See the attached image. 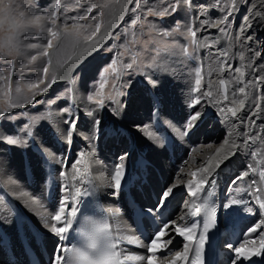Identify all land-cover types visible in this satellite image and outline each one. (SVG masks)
<instances>
[{
	"label": "bare ground",
	"instance_id": "bare-ground-1",
	"mask_svg": "<svg viewBox=\"0 0 264 264\" xmlns=\"http://www.w3.org/2000/svg\"><path fill=\"white\" fill-rule=\"evenodd\" d=\"M188 1L191 27L196 33L192 55L182 56L169 47L158 70L152 68V73L146 75L150 85L142 82L128 96L109 104L114 119L105 115L102 105L89 101L88 97L100 65L96 54H100L101 47L114 35L123 9L110 11L99 30L87 37L76 35L77 28L68 24L71 19H56L53 27L58 35L52 38L51 48L44 47L48 63L40 66V70L42 73L45 67L48 69L47 81L56 77L45 93L46 99L55 97L64 86L70 98L52 99L53 103L45 106L47 117L40 120L39 128L33 125L28 131L34 137L27 132L22 134L20 126L15 129L11 122L0 123V264H27L22 244L25 241L33 245L36 236L43 240L50 255L62 249L65 240L53 234L51 226L61 227L64 223H57L51 217L66 200L65 217L73 222L69 212L76 205V189H85L87 175L94 180L109 211L122 264H147V257L153 256L133 231L124 201L128 192L144 209L155 211L169 205L172 215L170 229L166 231L173 242H179L177 251L181 252L189 242L175 233V227H190L195 222L198 227L190 247L194 242L197 247L200 236L206 237L211 227L215 225L216 234L221 237L225 228L235 222L229 225L228 219L238 216L241 241L236 247L243 244L248 249L245 252L248 258L243 263L260 257L259 264H264L260 245L264 238V209L259 207L263 200L257 178L258 173L264 172V48H260L264 44V0H224L226 3L220 0V4L214 0ZM177 18L184 20L180 13L170 22ZM40 23L48 36L42 18ZM87 64L89 69L83 75L81 70ZM221 80L225 81L224 95ZM20 83L19 92L15 90L19 85L14 83V101L15 107L24 110L31 104L30 98L37 102L44 94H35L29 87L35 83L28 78ZM27 94L29 97L22 101L21 96ZM229 109L236 110V115ZM1 110L5 108L0 109V114ZM12 113L10 110L6 115ZM197 113L194 126L188 129L190 116ZM72 122L75 130L71 129ZM184 131L188 134L181 135ZM16 135L21 142L19 146L7 142ZM117 166H122L123 172L119 190L114 188L112 179ZM152 170L161 176V183L153 180ZM215 176L209 199L215 214L204 221L205 186ZM189 181L193 182L191 186ZM148 184L149 190L158 192L157 203L151 202L149 207ZM173 184L177 186L161 206L158 203L161 193ZM190 187L195 196L189 194ZM197 208L201 210L198 212ZM205 223L210 225L207 231ZM254 227L257 230L250 232ZM65 236L75 237L73 223ZM122 236L138 239L141 244H128L120 239ZM168 238L162 236L161 243H166ZM236 247L221 245L218 251L221 264H240ZM252 251L259 254L253 255ZM190 252L187 260H177L176 264H187ZM125 255L144 256L145 260H124ZM167 258L171 260L172 254Z\"/></svg>",
	"mask_w": 264,
	"mask_h": 264
},
{
	"label": "rangeland",
	"instance_id": "rangeland-1",
	"mask_svg": "<svg viewBox=\"0 0 264 264\" xmlns=\"http://www.w3.org/2000/svg\"><path fill=\"white\" fill-rule=\"evenodd\" d=\"M59 2L61 7L57 11L58 17L56 16L55 19L58 21L62 17H67L71 19L70 23H68L71 26L78 23L82 27L75 30L76 35H84L86 37L97 32V25H99V28L103 25L104 21L108 19L107 15L110 11H113L114 8L123 9L121 10V18L116 25L115 33L113 32L114 35L105 42L104 46L101 47L102 49L100 48L101 51L98 52L100 54H96V59L100 61V65L96 71L97 78L93 81L92 88L89 87V92L94 97L91 100L99 103L100 106L102 105L105 108V115L109 118L111 117V119L114 118H112L109 104L113 103L117 98L121 99L124 96H128L133 91V88L135 89V86L140 87L142 82L150 85V80L146 75L152 73V68L158 70L161 58L165 53H168L169 47H173L182 56H191L195 47V43L193 42L195 38L187 34V29L189 27L192 28L189 18L188 0H185L183 3L182 0H59ZM214 2L220 4V0H214ZM55 4L56 0H0V46H2L0 49L11 53L10 55L0 54V77H3L0 78V88L3 90L0 93V107L5 108V110H1L0 123L4 125L5 122H11L12 127L15 129L20 126L18 128L22 130V134L27 132L30 137L34 136L28 131L32 130L33 125H35V128H39L40 122L47 117L44 115L47 110L45 106L51 105L53 103L52 99L63 101L70 98V93H68L66 86H64L65 88L61 87L57 95L52 97V99L50 97L45 98V93L50 88L47 91H43L52 82V78L47 81L49 76L42 75L43 72L41 73L40 66L48 63L46 56L41 55V53L47 50L44 47L47 46V41L52 40L53 37L48 31V36L45 35L46 31L44 32V29H42L43 26H41L40 20H35V17L43 16L41 18L45 21L46 28H51L52 31L56 32L49 18L52 11H56ZM165 7H169L170 9L174 7L175 11L170 10L164 16L154 14L163 11ZM180 13L183 14L184 20L182 21V19L177 18L171 23L170 19L177 17ZM32 14L35 16H32ZM80 17H87V19H80ZM180 23H182L183 27ZM174 29H179V31L174 32ZM164 32H172L173 34L165 36L163 35ZM29 35L34 38L25 39V36ZM9 41L13 45L11 48L3 46ZM29 43H36L38 47L36 49H28L27 44ZM260 48H264V44ZM32 55H36L37 60L29 63ZM21 64H28L32 70H20ZM128 64L132 65V69L124 66ZM87 66H90V64H87L81 70L82 74L85 73L84 70L89 69L86 68ZM113 69L116 70L115 73ZM105 70L107 84L101 89L100 74ZM20 75L21 77H18ZM117 76L119 79H117ZM27 78L34 82L35 85H39L38 88L31 87V89L35 90V94L41 92L42 95L44 94L43 97L39 98L37 102L33 98H30L29 103L31 104L24 110L18 107H9V104H16L14 101L16 99V96H14L15 91H13L14 83L16 82L19 85L18 88L21 90L20 82L22 79L26 80ZM40 80H43V83H39ZM29 95L19 96H21L22 101H26L25 99ZM101 100L103 101L102 104ZM154 105H156L157 109V104L154 103ZM7 107L10 109L7 110ZM10 110L13 112L12 116L6 115L5 112H10ZM26 113H31V116H27ZM11 138L19 141L13 144L14 146L21 144L18 135ZM18 150L20 149L17 148ZM7 155L10 157L9 154ZM35 158L38 160L36 155ZM152 174L153 180L159 182L157 177L158 172L152 170ZM146 187L148 192L151 187L150 185ZM157 193L155 194L156 196ZM142 196L140 194L141 200H143ZM151 205L150 201L148 207Z\"/></svg>",
	"mask_w": 264,
	"mask_h": 264
},
{
	"label": "snow or ice",
	"instance_id": "snow-or-ice-1",
	"mask_svg": "<svg viewBox=\"0 0 264 264\" xmlns=\"http://www.w3.org/2000/svg\"><path fill=\"white\" fill-rule=\"evenodd\" d=\"M185 2V0H182V3ZM61 5L59 0H56V4H55V9L56 11H52L51 13V17H49L51 19L52 24L54 25L56 23V19L55 17L57 16V11L60 9ZM175 11V8H169V7H165L163 11H159L156 12L154 14L159 15V16H164L166 15L169 11ZM41 19L40 16H36L35 20L39 21ZM80 19H87V17H80ZM135 23V21H134ZM220 23H223V21H220ZM74 28L79 29L80 27H82L81 25L74 24L73 25ZM99 30V25H97V31ZM47 31L51 34V36L53 37V39H55L58 35L57 32L52 31L51 28H48ZM175 31H179V29H174ZM172 32H164L163 35L165 36H169L172 35ZM187 34L195 37L196 33L195 31L192 30V28H188L187 29ZM34 37L32 36H25V39H32ZM88 39H90V37H88ZM11 40V38H10ZM195 43V41H193ZM3 46H7L9 48H11L13 45L10 43V41ZM2 47V46H0ZM38 47V45L36 43H29L27 44V48L28 49H36ZM47 47L51 48L52 47V40H48L47 41ZM18 50V49H17ZM185 51H187V49H185ZM41 55L43 56H47L48 52L47 50H45L43 53H41ZM37 60V56L36 55H32L31 56V60L29 61V63L35 62ZM13 66H14V62H13ZM20 67L24 70H28L31 71L32 69L29 67L28 64H21ZM125 67L127 68H131L132 65L128 64L125 65ZM115 69H113V72L115 73ZM236 71H240L239 69H236ZM43 72L45 75H47L48 73V69L45 67L43 69ZM241 75H243V73H241ZM196 84L199 85L200 84V72L197 71L196 72ZM3 78V77H0ZM117 79H119V77L117 76ZM100 88L103 89L106 84H107V79H106V70L104 72H101L100 74ZM56 82V77L53 76L52 77V82L50 84L47 85V87H45L43 89V91H47L48 88H50L52 86V84H54ZM39 83H43V80H40ZM220 84L223 86L225 84V81L221 80ZM29 87H39L38 84L36 85H29ZM17 92L20 91L19 88L16 89ZM241 92L244 91L243 88L240 89ZM208 95H211V93H208ZM89 100L94 99L93 96H89L88 97ZM225 99H227V96H225ZM103 103V101L101 100V104ZM242 103V102H241ZM16 105H9V107H15ZM229 111L232 112V115L235 116L236 115V110L233 109H229ZM198 117V113L195 115H191L188 122H187V127L188 129H191L194 124L195 121L197 120ZM75 122H72L71 124V129L75 130ZM187 131H184L181 133V135H187ZM69 137L71 136V131L68 133ZM7 142L9 144H15L18 143L19 141L13 138H8ZM227 143V141L225 142ZM218 152L220 151L219 149L217 150ZM123 159V158H121ZM79 163V161H78ZM217 167H219V164L216 165ZM77 172H79V169H76ZM123 172H122V166H117L115 168V174L112 177L113 181H114V188L116 190H119L121 187V178H122ZM192 175H195V173H193ZM209 175H211V173H209ZM261 178H264V172L260 173ZM193 182L189 181V186H191ZM176 184H173L172 186H169L166 190H164L161 193V199L158 202L161 206L164 204V202L167 200V198L170 196V194H172L173 189L176 187ZM200 185H197V188H199ZM77 194H80V189L77 188L76 189ZM190 195L195 196L196 193L195 191L191 190L190 187ZM235 202V201H234ZM66 206H67V201H62L61 202V208L59 209V212L54 215L53 217H51V219H54L57 223H64V226L61 227H57L55 224H53L51 226V231L53 232V234H55L56 236L59 237L60 240H65L66 236L65 233L68 232V230L72 227V221L66 219L65 217V211H66ZM260 209H264V203H261L259 205ZM201 209L197 208V211L199 212ZM203 210L208 212L210 216H214L215 214V209L214 208H209L207 205V200L204 201L203 204ZM69 215L71 216H75L76 215V209L73 208L71 209V211L69 212ZM185 219V217L182 215L180 216V220L183 221ZM173 224H175V221L172 222ZM210 225L205 223L204 224V230L207 231L208 227ZM198 225L193 222L191 224L190 227H175L174 231L176 234H178L180 237L184 238V241H188L189 243H185L184 244V250L183 252L181 251H175L174 253H172V259L169 260L167 258V253L171 252L172 250L170 248H168V245L172 244V237L169 234L168 229H170V225L168 223H165L163 225V227L158 228L156 233H155V238L151 239L150 245L146 246L147 251L153 253V256H149L147 257V264H176L177 260H187L188 259V253L191 251V247L190 244L195 236V232L197 229ZM257 229L254 227L252 229H250V232H255ZM84 237H85V243L83 245L82 248H77L72 252V256L70 257V264H81V262H85V264H122L121 261V255L122 253L119 251H115V249L117 248V244L112 242V237L110 234V230H109V225L107 223H101V222H96L93 221L89 224H86L82 229H81ZM162 236H168V240L166 243H161V238ZM121 240H125L127 241L128 244H135L137 246H139L141 244V242L138 239H135L133 237L130 236H122L120 237ZM206 239V237L202 234L199 238V244L196 247V259L193 260L192 264H203V261L201 259L200 253L202 250V246L204 243V240ZM260 245H261V250H264V238L261 239L260 241ZM231 247V245H230ZM161 252V257L162 258H157L155 256V253L157 252ZM235 253L237 254L236 259L240 260V264H243V260L247 259L248 256L245 255V252L248 251V249L246 248V245H241L240 247H236L234 248ZM251 254L255 255V254H259L257 251H252ZM64 258L62 256H57L55 258V264H61L62 260ZM124 260H136V261H144L145 257L144 256H131V255H125L124 256ZM235 264V262H234Z\"/></svg>",
	"mask_w": 264,
	"mask_h": 264
},
{
	"label": "clouds",
	"instance_id": "clouds-1",
	"mask_svg": "<svg viewBox=\"0 0 264 264\" xmlns=\"http://www.w3.org/2000/svg\"><path fill=\"white\" fill-rule=\"evenodd\" d=\"M0 54H4V55H10L11 53L4 52V51H3V49H0Z\"/></svg>",
	"mask_w": 264,
	"mask_h": 264
},
{
	"label": "water",
	"instance_id": "water-1",
	"mask_svg": "<svg viewBox=\"0 0 264 264\" xmlns=\"http://www.w3.org/2000/svg\"><path fill=\"white\" fill-rule=\"evenodd\" d=\"M224 87L221 85V93L224 95Z\"/></svg>",
	"mask_w": 264,
	"mask_h": 264
},
{
	"label": "crops",
	"instance_id": "crops-1",
	"mask_svg": "<svg viewBox=\"0 0 264 264\" xmlns=\"http://www.w3.org/2000/svg\"><path fill=\"white\" fill-rule=\"evenodd\" d=\"M6 113V112H5Z\"/></svg>",
	"mask_w": 264,
	"mask_h": 264
}]
</instances>
